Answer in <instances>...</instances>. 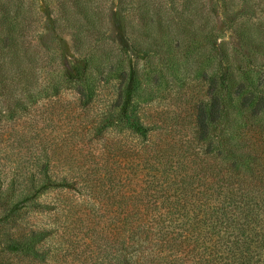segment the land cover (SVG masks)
Returning <instances> with one entry per match:
<instances>
[{
    "label": "rangeland",
    "instance_id": "rangeland-1",
    "mask_svg": "<svg viewBox=\"0 0 264 264\" xmlns=\"http://www.w3.org/2000/svg\"><path fill=\"white\" fill-rule=\"evenodd\" d=\"M224 147L257 163L233 168ZM188 171L264 177V0H0V218L35 176L74 182L2 219L0 264L141 258L119 240L169 222Z\"/></svg>",
    "mask_w": 264,
    "mask_h": 264
},
{
    "label": "trees",
    "instance_id": "trees-1",
    "mask_svg": "<svg viewBox=\"0 0 264 264\" xmlns=\"http://www.w3.org/2000/svg\"><path fill=\"white\" fill-rule=\"evenodd\" d=\"M87 61L86 58L81 60L82 63ZM80 67L82 70H66L65 79L69 82L81 80L84 77L81 71H85L87 65ZM125 121L134 134L142 139L149 137L152 128L143 125L128 112H125ZM208 132L209 126L201 118L198 138L205 139ZM211 148L210 145L208 149ZM219 151L221 154L229 151L228 155L234 158L231 161L233 168L244 166L251 169L257 163L256 157L248 151L238 154L225 147ZM247 158L251 160V164L247 162ZM156 162L165 171L174 166L173 157L163 158L160 155ZM207 176L199 177L194 171H188L182 176L180 198L186 201L161 212V215L171 217L169 222L130 224L131 236L120 239V246L128 253L136 249H140L142 253L141 258L136 256L127 259L125 264H264V177L254 173L247 178L229 175L223 180V185L214 187L215 181L219 180L213 174V179ZM50 179L46 175L29 180L25 187L20 188V198L7 215L23 209L27 206V201L34 199L50 185L74 187V182L66 178L59 182ZM237 184L238 187L235 186ZM257 184L262 187H256ZM3 196L0 195V203ZM5 218H0V224ZM138 235L143 242L137 239L136 244Z\"/></svg>",
    "mask_w": 264,
    "mask_h": 264
}]
</instances>
